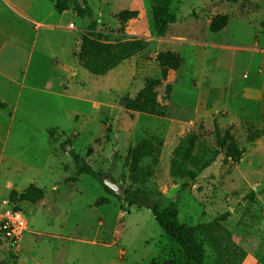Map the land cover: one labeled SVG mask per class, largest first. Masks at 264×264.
Masks as SVG:
<instances>
[{
	"label": "rangeland",
	"instance_id": "obj_1",
	"mask_svg": "<svg viewBox=\"0 0 264 264\" xmlns=\"http://www.w3.org/2000/svg\"><path fill=\"white\" fill-rule=\"evenodd\" d=\"M16 1L27 8V0ZM31 1L37 20L60 25L47 38L52 33L66 44L55 59L65 71L55 82L31 75L17 104L0 86V264H184L150 211L109 196L89 176L70 181L75 168L61 147L66 140L122 189L145 192L161 207L174 201L180 224H208L199 234L207 264H264V0H178L163 37L153 29L149 0H82L91 18L78 17L72 4L51 16L45 3ZM128 11L136 19L121 21ZM216 15L227 24L213 34ZM86 33L107 43L140 39L146 49L94 76L76 59ZM125 99L143 110H127ZM214 124L235 138L239 164L223 163ZM192 132L193 169L209 152L218 156L194 182L174 180L171 152ZM183 183L189 187L180 191ZM29 185L44 198L17 203L13 214L10 193ZM100 198L108 204L95 208Z\"/></svg>",
	"mask_w": 264,
	"mask_h": 264
},
{
	"label": "trees",
	"instance_id": "obj_2",
	"mask_svg": "<svg viewBox=\"0 0 264 264\" xmlns=\"http://www.w3.org/2000/svg\"><path fill=\"white\" fill-rule=\"evenodd\" d=\"M176 1L178 0H149L153 29L157 36L163 37L167 33L169 27L174 24L175 19L171 12V6ZM225 1L230 4H235L239 0ZM71 4L73 5V11L78 17H92V11L86 3L82 2V5H79L76 0H55L54 10L57 13H63L70 8ZM137 15L136 11H128L120 14L119 18L121 21L126 22L136 19ZM226 24V16L216 15L209 22V31L213 34L219 33L226 27ZM145 49L146 43L140 39L107 43L97 40L94 38L92 33H86L82 36L79 50L76 54V59L79 65L89 74L94 76H104L113 71L123 62L139 55ZM147 91L148 88H144L140 91L136 100L139 101L142 96L147 93ZM123 101L125 102L127 110L140 112L143 110V108L137 109L134 107L133 101L127 99ZM0 108H3L2 103H0ZM53 131L55 130L49 131L51 136ZM212 135L218 148L223 152V163H231L235 165L239 164L241 159V150L239 149L238 144L230 131L226 130L221 132L217 125L214 124ZM196 141V133L192 132L186 134L172 150L168 171V174L172 179H188L190 182H194L203 171L208 169L216 161L218 153L216 151L209 152V157L204 160L197 169H193L191 167V161ZM67 146L71 147L70 140H66L64 145L61 146L69 154L74 164L75 178L70 179V181L77 182L79 176L86 175L97 181L102 186V178L105 176L111 177L109 171L106 173H99L95 171L83 158L77 155L72 148L67 151ZM117 160V153H113L111 168L116 164ZM188 187L189 184L183 183L180 186V191H183ZM102 188L106 194L113 196V194L106 188L103 186ZM249 197L252 198V196ZM43 198V189L34 185H29L20 194H16L12 191L9 195L8 201L12 205V213L17 214L19 212L17 203L26 202L36 204ZM121 201L130 207L133 206L136 209H146L150 211L154 221L161 231L168 239L178 246L181 251L184 264H207L205 250L203 244L199 240V234L207 228L208 224L196 225L194 227L180 224L177 220L176 205L174 201H171L165 207H161L159 202L152 198L149 194L132 190L130 187H126L124 189V197ZM107 204V199L100 198L93 204V206L98 208ZM226 217L227 215L225 214L221 216L220 219L225 220Z\"/></svg>",
	"mask_w": 264,
	"mask_h": 264
},
{
	"label": "crops",
	"instance_id": "obj_3",
	"mask_svg": "<svg viewBox=\"0 0 264 264\" xmlns=\"http://www.w3.org/2000/svg\"><path fill=\"white\" fill-rule=\"evenodd\" d=\"M31 2L27 0L25 8L16 0H0V86L15 93L16 104L22 91L29 89L28 81L31 75H38L44 82H55L65 71L63 66L55 65V59L59 57L60 52L64 53L66 44L60 43L58 37L52 33L50 39L47 38V31L60 25H46L37 20L35 15H31ZM35 2L39 6L45 3L48 15L53 16L56 12L55 0ZM40 24L43 25L42 29H46L43 32L35 30L34 25ZM52 36L54 37L51 38ZM78 50L79 48L76 49Z\"/></svg>",
	"mask_w": 264,
	"mask_h": 264
},
{
	"label": "water",
	"instance_id": "obj_4",
	"mask_svg": "<svg viewBox=\"0 0 264 264\" xmlns=\"http://www.w3.org/2000/svg\"><path fill=\"white\" fill-rule=\"evenodd\" d=\"M79 5H82V0H76ZM71 149L70 146L66 147V150L69 151ZM102 186L106 188L108 191H110L113 196H115L117 199L122 200L124 197V189H122L120 186H118L114 180L109 177L105 176L101 180Z\"/></svg>",
	"mask_w": 264,
	"mask_h": 264
}]
</instances>
